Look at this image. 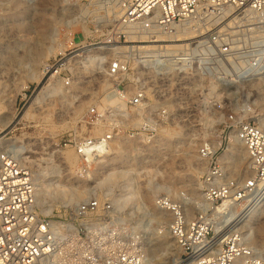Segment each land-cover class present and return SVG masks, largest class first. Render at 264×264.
Segmentation results:
<instances>
[{
    "label": "rangeland",
    "instance_id": "rangeland-1",
    "mask_svg": "<svg viewBox=\"0 0 264 264\" xmlns=\"http://www.w3.org/2000/svg\"><path fill=\"white\" fill-rule=\"evenodd\" d=\"M243 10L224 6L197 15L194 22L202 23L204 31L205 27L209 30L214 25L224 28L238 61L251 65L258 57L252 52L253 43L247 36L256 33L258 22L250 12L242 14ZM118 11L116 0H0V138L7 141L4 145L15 142L25 147L24 156H29L27 160L33 163L25 162L24 166L30 168L33 177L38 173V180L49 179L47 169L36 172L40 167L39 159L51 154V164L57 167L59 153L72 151L77 154L74 140L96 138L106 133L110 108H113L115 118L112 122L122 129L111 139V153L98 158L101 161L98 170L89 176L77 174V167L81 165L77 158L73 175L66 170L59 174L69 179L70 186L84 187L77 202L91 187H95L101 198L113 201L120 226L130 234L137 233L145 241L142 244L145 264H177L180 252L166 233L168 216L155 206V198L162 194L173 199L186 196L188 202L199 205L206 162L200 160L198 150L204 144L215 148V158L226 163L229 175L248 174V160L246 164L245 160L225 155V152L235 141L230 142L234 122L252 121L264 129V78L241 79L238 85L219 91L217 95H208L217 105L213 108L204 106L202 94L193 89L185 94L177 93L168 123L160 127L154 140L147 142L138 130L135 114L130 113L123 120L120 117L122 102L107 95L115 85L107 79L105 67L110 59L120 57L126 49H110L104 54H98L102 52L98 49L137 45L139 48L148 43L138 41L150 39L140 30L131 35L122 29ZM184 24L182 27H186ZM63 52L67 53L66 58L75 55L70 61L72 83L68 87L60 79L45 74L46 64ZM97 56L105 58L98 60ZM263 61V65L261 62L259 65L264 72ZM194 81L196 83L191 80ZM43 88H46V95L41 97L40 103L31 106ZM30 106L29 117H25ZM8 120L9 126H3ZM96 131L100 134L96 135ZM156 138H161V142L153 153L146 146L156 145ZM57 143L62 147H54ZM96 166L95 162L91 163V168ZM64 179L62 184H66ZM102 181L105 182L100 184ZM44 184L47 187L43 208L49 210L46 213L63 214L65 207L73 205L67 203L66 192L58 194L49 181ZM154 186L162 188L149 191L146 203L142 196ZM190 209L188 217L193 218L197 208ZM148 210L158 215L152 216ZM154 216L162 217L160 220ZM241 225L232 227L238 229ZM261 226H264V207L250 226L240 231L247 244L264 252V245L257 243V230ZM152 238L160 244L151 255L147 242Z\"/></svg>",
    "mask_w": 264,
    "mask_h": 264
},
{
    "label": "built area",
    "instance_id": "built-area-1",
    "mask_svg": "<svg viewBox=\"0 0 264 264\" xmlns=\"http://www.w3.org/2000/svg\"><path fill=\"white\" fill-rule=\"evenodd\" d=\"M117 2L120 27L131 34L140 30L150 39L144 42L148 43L146 46L123 50L120 57L110 59L104 71L115 88L111 85L107 95L122 102L123 120L130 113L135 114L138 130L147 142L154 140L160 127L168 123L177 93L193 89L202 94L204 106L216 107L208 95L238 85L249 67L238 61L227 31L216 29L215 25L204 31L202 23L194 22L197 15L224 6L248 8L258 22V44L264 51V0ZM185 22L186 27L200 33L177 50L148 42L155 39L156 32L165 33ZM66 57L63 52L47 63L45 74L68 87L72 83L70 61L75 55ZM110 109L106 133L73 142L82 159L79 175L89 176L95 171L88 165L87 151L89 155H105L114 133L122 129L112 122L115 112ZM123 112L128 116H123ZM234 123L233 135L248 157L247 176L229 175L224 164L215 158L213 147L204 144L198 150L206 167L202 176L203 201L196 216L188 217L186 196L173 199L162 194L155 198V206L167 213L168 232L180 252L177 264H264V252L247 244L243 232L217 217L233 210L243 212L264 200V129L252 121ZM54 147L61 148L62 144ZM94 188L82 200L65 207L63 214L44 213L36 201L30 168L0 144V264H144L140 236L120 226L112 200L101 198Z\"/></svg>",
    "mask_w": 264,
    "mask_h": 264
},
{
    "label": "bare ground",
    "instance_id": "bare-ground-1",
    "mask_svg": "<svg viewBox=\"0 0 264 264\" xmlns=\"http://www.w3.org/2000/svg\"><path fill=\"white\" fill-rule=\"evenodd\" d=\"M116 3H117V6H118L117 0H116ZM118 8H119V6H118ZM237 10L233 11V14L236 13ZM246 12H248V14H249L250 10L248 8H245L242 11V14L243 13H246ZM118 14L121 15L120 9L118 11ZM184 25H186V23ZM257 25H258V23H257ZM215 28H217V27L215 26ZM251 31H253V30L251 29ZM254 31H256V33H252L251 32V33L248 34L249 36H247V37H249L252 40L253 47H254V48L252 47L253 48L252 52L254 53L255 56L258 57V59H257V61H255L254 63H252L251 65H249V67L246 69V71L243 72V74H242L243 76L241 75V78H244V79L245 78H249V77L250 78L251 77L253 78V77H256V76H262L264 78V72L261 71V67L263 65L262 62H261V60H264V51H263V49L259 48V44H258L259 43V40H258V32H257L258 31V26L256 27V30H254ZM198 33H200V30H195V29L190 28L188 26L187 27H185V26L182 27V24H178V25H175L170 30V32L169 31H166L165 33L163 31L156 32L155 33V36H154L155 39H152L151 41H148V42H150V43H157L158 42L159 44H157V45H163V46H165V47H167V48H169L171 50H177L179 47H181L184 44L185 41L193 38ZM138 42L144 43L146 41H138ZM162 43H164V44H162ZM131 48L136 49V48H138V46H123V47L120 46V47H115V48H108V47L105 46V47H100L98 49V50L102 51V52H100L98 54H104V53H106L110 49H131ZM97 58H98V60H103V58H105V56H97ZM259 63L262 64V65L260 66ZM39 77H41V76H39ZM45 89L46 88H43L41 91H39L38 95L33 100V103H32L31 106L40 103L41 97L46 95ZM31 106L26 111V113L24 115L25 117H29V109L31 108ZM122 115L125 116V117H127L128 116V113L127 112H123ZM10 123H11L10 120H8V121L4 122L3 126H6L7 127V126H9ZM102 133H103V131H102ZM97 134H100V132L99 131H96V135ZM163 137H165V136H163ZM233 140H235V141H233ZM160 142H161V138H159V139L156 138L155 141H154V143H156V145L155 144H152V145H149V146H146V147L149 148V150H152L151 152L154 153V152L157 151L156 146L157 145L159 146ZM230 142H232V143L227 148V150L225 152L226 153L225 155L236 156L240 160H245L246 161V164H247L248 157H247L246 150L243 147V145L241 144V142L238 141L234 137L233 131H232V135L230 137ZM4 143H7V141L2 140L0 138V144H2L3 146H5L6 148H8L12 152V154L19 160V162L21 164L24 165L25 162H32L33 163V161H31V160H27L29 158V156L28 157L27 156H24V154H25V147H23L21 145H17L15 142H10L8 145H4ZM111 149L112 148H111V145L109 143L106 146L105 152L103 154H105V153L108 154L111 151ZM116 149H118V148H116ZM120 150L122 151V149H120ZM213 150H215L214 147H213ZM71 152H66L65 151L63 153H59L58 154L57 158H58L59 165L57 167L51 164V157H50V156H52L51 154H50V156L48 158H40L39 159L40 162H39L38 165L40 167H39V170H37L36 172H39V171H42V170L45 171V169H47L48 170V173L50 174V175H48L49 176L48 177L49 179H45V180H38V178H39L38 175H37L38 173H36V175H34V177H33L34 185H35V189H36V201H37V204H38L40 210L42 212H44V213L49 212V210H46L47 208L46 209L43 208V207H45L44 206V203H45V199H46V194H45L44 189L47 187L44 184L45 181H49L52 184L53 189L54 190H57L56 192H59L58 194L65 193L66 192V195H64V196L67 197V203H69V204H73L74 205L75 203H77V198L84 191V187H82L81 185L80 186L78 185L76 187L70 186L72 184L67 183V181H69V179H66L65 180L64 177L59 174L61 171L63 172V170L70 171V172H68V173H70V175L71 174L73 175L76 172V166L78 164V160H79V164H80V162H81L80 160L81 159H80L79 155L73 154ZM88 152L89 151H87V155H88L87 156V162L89 163L88 165H91V163H94L95 162V164H97V166L94 167V170H95L94 172H96L98 170L97 167L100 165V162H101V161L98 160V158L101 156V154H99V153L97 154L96 153V154H90L89 155ZM149 155H150V153H149ZM77 158H78V160H77ZM218 160L221 163H223L224 164V167L226 168V165H225L226 163L224 161L220 160L219 158H218ZM78 167H77V169H78ZM248 169H249V167H248ZM246 171H248V170H246ZM242 175L243 176H247L245 173H243ZM110 178L111 177H108L107 179H110ZM63 179H64V182H66V184H62L61 183V182H63ZM104 180H106V178ZM103 182H105V181L100 182V184H103ZM65 187H66V189H64ZM161 188H162L161 186H154L153 188H148V189L146 188L147 189L146 192L147 191L148 192L149 191L150 192H153V190L154 191H157V190H160ZM150 192L149 193H145L144 192V195L142 196L143 197L142 199L144 201H146V203H147V200L150 198ZM202 201H203V196H202ZM188 203H189V205L187 206V210H186L187 213L189 212L188 210L190 208H191L190 210H196V208L199 206L197 204H196L197 205L196 206L195 204L190 203V202H188ZM263 207H264V200L261 201V202H259L256 205L252 206V207H248L249 209H247L244 213H241L240 212L242 215L240 213H237V211L233 210L231 213H229V214H227L225 216L224 215H218L217 214V217H222L223 220L226 222V224H231V225H233V227H236L237 225H239V224L242 223L241 227L238 226L239 227L238 229L241 230L244 227H249L250 226V224L254 220L255 216L261 212V209ZM221 210L222 209L220 207H218V212L222 213L223 211H221ZM148 213L150 215H152V216L153 215H158L157 212H151V210H148ZM187 215H189V213ZM154 217L156 219H160L162 216L161 217L160 216H158V217L157 216H154ZM167 224H168V221H167ZM166 229H167L166 230V233L168 234L169 233L168 232V228L166 227ZM248 231H249V229H248ZM257 238H258L257 243L259 245L263 246L264 245V226H261L260 228H258V230H257ZM144 242L145 241L143 240V238H141V243H144ZM147 244H149L147 249L150 251L148 253H151V255H152V253L154 252V250L156 249V247H158V245L160 244V242L157 239H155V238L153 239L152 238V239H149V241L147 242Z\"/></svg>",
    "mask_w": 264,
    "mask_h": 264
}]
</instances>
